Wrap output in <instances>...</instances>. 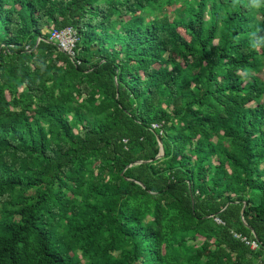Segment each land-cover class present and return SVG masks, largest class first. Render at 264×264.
Returning <instances> with one entry per match:
<instances>
[{
    "label": "trees",
    "instance_id": "obj_1",
    "mask_svg": "<svg viewBox=\"0 0 264 264\" xmlns=\"http://www.w3.org/2000/svg\"><path fill=\"white\" fill-rule=\"evenodd\" d=\"M0 264H264V0H0Z\"/></svg>",
    "mask_w": 264,
    "mask_h": 264
},
{
    "label": "built area",
    "instance_id": "obj_2",
    "mask_svg": "<svg viewBox=\"0 0 264 264\" xmlns=\"http://www.w3.org/2000/svg\"><path fill=\"white\" fill-rule=\"evenodd\" d=\"M76 31L72 26H66L61 29H53L50 39L53 40L58 49L65 52L70 57L75 55V46L78 40ZM251 247H256V242H250Z\"/></svg>",
    "mask_w": 264,
    "mask_h": 264
},
{
    "label": "water",
    "instance_id": "obj_3",
    "mask_svg": "<svg viewBox=\"0 0 264 264\" xmlns=\"http://www.w3.org/2000/svg\"><path fill=\"white\" fill-rule=\"evenodd\" d=\"M157 140H158V144L160 146V150H159V153L156 155V158L157 157H160L163 155V147H162V142H161V139L157 136ZM142 162V160H137L135 161V163H140ZM243 212V210L241 211V213Z\"/></svg>",
    "mask_w": 264,
    "mask_h": 264
},
{
    "label": "rangeland",
    "instance_id": "obj_4",
    "mask_svg": "<svg viewBox=\"0 0 264 264\" xmlns=\"http://www.w3.org/2000/svg\"><path fill=\"white\" fill-rule=\"evenodd\" d=\"M250 105H254V102L250 103Z\"/></svg>",
    "mask_w": 264,
    "mask_h": 264
}]
</instances>
